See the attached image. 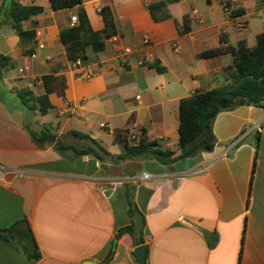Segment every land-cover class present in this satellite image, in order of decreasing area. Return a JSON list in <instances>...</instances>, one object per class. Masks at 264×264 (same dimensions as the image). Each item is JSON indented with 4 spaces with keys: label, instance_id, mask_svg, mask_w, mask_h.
I'll list each match as a JSON object with an SVG mask.
<instances>
[{
    "label": "crops",
    "instance_id": "crops-1",
    "mask_svg": "<svg viewBox=\"0 0 264 264\" xmlns=\"http://www.w3.org/2000/svg\"><path fill=\"white\" fill-rule=\"evenodd\" d=\"M12 1L0 0V54L10 59L0 73V229L26 218L41 259L0 238V264H103L112 250L107 264H139L133 237L117 238L131 223L128 187L146 220V264H238L241 247V264H264V108L220 113L211 152L170 167L136 161L134 168V160L102 164L53 145L39 149L16 97L18 89L43 95L41 78L52 73L64 80L63 95L49 94L47 114L32 111L37 125L62 139L87 134L112 155L122 153L114 142L122 131L140 137L144 130L162 148L177 150L181 99L230 82L231 53L200 54L240 41L254 47L264 32V0H83L91 28L104 29L100 10L109 7L116 33L102 50L88 48L76 70L60 31L72 26L78 8L54 11L49 0H15L43 7L22 23L40 32V49L35 38L20 45L8 16ZM159 2L166 6L157 15L168 17L156 21L148 6ZM194 11L200 23L191 19ZM144 173L153 178L140 179Z\"/></svg>",
    "mask_w": 264,
    "mask_h": 264
},
{
    "label": "trees",
    "instance_id": "trees-1",
    "mask_svg": "<svg viewBox=\"0 0 264 264\" xmlns=\"http://www.w3.org/2000/svg\"><path fill=\"white\" fill-rule=\"evenodd\" d=\"M52 10L59 11L77 7V23L60 31V39L66 49L68 60L73 63L80 59L83 63L88 60L87 50L92 48L100 51L104 47L105 40L116 33L115 24L109 7L102 8L105 27L96 32L91 28L90 22L82 7L83 0H49ZM165 2L150 4L148 6L156 21L167 18V14L157 15L158 11L165 8ZM44 11L43 7L35 5H23L13 0L9 5L8 16L12 27L18 32L20 45L25 41H32L35 31L23 29L22 23L29 18L39 15ZM187 22V21H186ZM224 53L234 56V63L227 67L229 83L222 84L208 91H196L193 95L183 98L179 104L180 125L179 144L177 150L164 149L157 140H151L143 130L138 143L129 140L128 131L117 132L114 142L120 144L122 153L112 155L98 141L89 135L72 131L73 136L78 138L81 145L66 144L64 140L52 131L51 128L43 126L42 129H34L24 125L32 140L39 149L55 146L60 151H71L76 157L91 156L102 164L122 163L128 160L146 161L154 160L164 166H172L176 162L193 158L203 152H211L217 145L214 134V122L217 116L225 111H232L242 106H254L264 108V32L256 38V45L248 47L245 41H240L236 47L222 46L217 49L204 51L201 58H209ZM9 57L0 54V73L9 66ZM159 72L164 68L157 67ZM46 92L35 96L29 89H18L16 97L21 105V110L30 108L33 112L38 111L45 115L52 107L49 94L54 90L63 95L65 86L62 78L52 73L41 78ZM259 140V139H258ZM238 144V143H237ZM259 141L257 142V148ZM128 215L130 225L118 231L117 238L129 233L135 246L144 244L143 231L146 220L134 201V188H127ZM246 224L243 229L242 243L245 239ZM0 238L11 243L21 250L24 255L33 261L41 259V252L36 241L32 227L26 218L15 221L11 226L0 229ZM216 238H214V245ZM114 250L106 257L103 264H107L113 258ZM243 247H241L238 264L242 263Z\"/></svg>",
    "mask_w": 264,
    "mask_h": 264
},
{
    "label": "built area",
    "instance_id": "built-area-1",
    "mask_svg": "<svg viewBox=\"0 0 264 264\" xmlns=\"http://www.w3.org/2000/svg\"><path fill=\"white\" fill-rule=\"evenodd\" d=\"M191 19H193L195 22H199V23L202 21L201 17L198 15V13L196 11H194L191 14ZM71 23H72V26L77 23V17L76 16L72 17ZM39 37H40V32L39 31H35V37H34L35 40L38 41ZM143 44L144 45H149L150 44V38L148 36H145L143 38ZM38 48H40V49L44 48V44L39 42L38 43ZM123 53L124 54H130L131 53V49L126 48V49L123 50ZM35 57H36V55L34 53L30 55L31 59H34ZM84 65H85V63H83L80 59H78L75 62L71 63V66H72L73 70L79 69V68L83 67ZM26 69H28V67H26ZM139 139L140 138L136 135L135 132H130L129 133V140L131 142H133L134 144L138 143ZM151 178H153V175L148 174V173H144L140 177V179H142V180H149Z\"/></svg>",
    "mask_w": 264,
    "mask_h": 264
},
{
    "label": "water",
    "instance_id": "water-1",
    "mask_svg": "<svg viewBox=\"0 0 264 264\" xmlns=\"http://www.w3.org/2000/svg\"><path fill=\"white\" fill-rule=\"evenodd\" d=\"M24 118H25L26 124L29 127L34 128V129L37 128L39 130L42 129L41 125H37L35 123L34 118H33V113L30 108L25 109ZM134 252H135L136 257L138 258L139 264H146V259H147L146 246L145 245L139 246L135 249Z\"/></svg>",
    "mask_w": 264,
    "mask_h": 264
},
{
    "label": "rangeland",
    "instance_id": "rangeland-1",
    "mask_svg": "<svg viewBox=\"0 0 264 264\" xmlns=\"http://www.w3.org/2000/svg\"><path fill=\"white\" fill-rule=\"evenodd\" d=\"M8 98H11V99L15 100V98L11 97V94H10V93H9ZM63 140H64V142H65L66 144H76V145H81V143H82L78 138H73V137H66V138H64ZM262 153H264V146H263V148H262ZM262 161H264V157H262ZM131 165H132V167L135 168V167L137 166V162L135 161V162H133V164H131Z\"/></svg>",
    "mask_w": 264,
    "mask_h": 264
}]
</instances>
